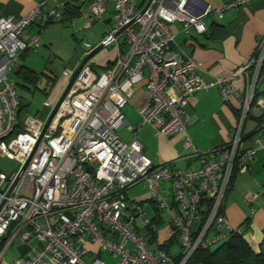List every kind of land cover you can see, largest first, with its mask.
<instances>
[{
    "label": "built area",
    "instance_id": "built-area-1",
    "mask_svg": "<svg viewBox=\"0 0 264 264\" xmlns=\"http://www.w3.org/2000/svg\"><path fill=\"white\" fill-rule=\"evenodd\" d=\"M51 1L48 11L41 9V2L20 18H0V156L19 164L11 174L0 171V264H105L103 251L116 256L117 264H191L196 250L243 234L245 226H232L222 208L234 172L245 171L264 149V120L252 134L243 132L250 115H264V97L257 95L264 77V33L245 65L205 80L197 62L175 50L169 26L178 23L184 35L191 29L203 33L202 17L210 6L194 14L189 9L192 0H152L139 15L143 7L138 8L136 0H90L86 26L101 21L112 4L113 25L99 43L114 50L112 60L101 69L88 62L81 68L43 134L45 121L34 115L25 116L18 130L20 96L9 73L22 52L40 46L29 26L61 16L65 0ZM245 3L237 0L230 6ZM216 12L221 17L223 9ZM238 77L245 80L242 90L234 85ZM141 80L143 97L136 112L143 124L165 137L185 131V107L193 93L215 87L224 102L238 99V120L227 142L200 151L187 136L184 145L192 146L198 167L153 164L138 140L125 142L117 134L125 124L122 108ZM141 180L156 208L170 215L177 256L149 248L142 230L152 219L139 202L127 198V189ZM160 181L169 183L170 202L158 192ZM244 197L254 204L257 194L247 192ZM31 238L36 247L4 261L14 241ZM94 243L98 251L90 252L87 246Z\"/></svg>",
    "mask_w": 264,
    "mask_h": 264
},
{
    "label": "crops",
    "instance_id": "crops-1",
    "mask_svg": "<svg viewBox=\"0 0 264 264\" xmlns=\"http://www.w3.org/2000/svg\"><path fill=\"white\" fill-rule=\"evenodd\" d=\"M236 1L192 0L189 3V9L194 14H202L207 6L212 8L208 14L202 17L206 27L203 33H197L191 29L189 34L184 35L179 24L173 23L169 26L175 34V50L180 54L190 55L197 62L199 74L205 80H213L215 77L224 76L245 65L252 57L259 37L264 33V0H246L244 5L230 6L231 3ZM41 2L43 11H48L53 6L51 0H0V18L5 16L20 18L32 11ZM89 2L90 0H65L64 5L60 7V17L48 24L35 21L29 26V34L36 35V31L40 32L41 29L56 22H72L75 31L90 28L95 21H92L90 26H86ZM147 2L148 0H136V5L141 8ZM78 8L79 15L73 16L71 10ZM217 9H223L221 17L218 16ZM111 21L112 4L109 8L107 5V11L104 13L102 20L98 21L103 25L102 34L106 28L111 27L108 24ZM100 39L101 37L97 41L88 42L86 50H82L79 56L75 55L69 63L72 65L77 60L80 63L86 54L99 45ZM27 52L29 50L19 55L10 72L14 70L18 73L23 68L28 69L27 66L17 64L18 60ZM113 54L114 50L111 48L110 51L97 56L98 66L92 63L90 65L95 69H101L112 60ZM74 70L68 69L65 74L69 76ZM244 82L243 77H238L234 81V85L242 90ZM38 83L39 78L37 85ZM38 86L40 87V84ZM258 94L264 97V77L259 85ZM57 95L55 98H57ZM142 97L143 93L139 88L134 93L131 103L138 104ZM123 108L122 113L125 124L117 131L118 136L123 141L138 140L142 152L155 165L170 163L173 167L178 168L198 167L200 165L199 157L194 154L192 146L186 148L184 145L187 136L192 140V145L200 151H207L216 146L224 145L237 123L239 100L231 98L228 102H224L215 87L193 93L189 98L188 105L185 107V131L175 133L169 137L157 134L151 126L143 124L135 110L125 109L123 111ZM256 122L258 121H256L255 116L250 115L244 122L243 132L252 134ZM244 146H249V140L245 141ZM137 183H134L128 189ZM247 192L257 194L254 204H249L245 200L244 196ZM168 196L170 198L168 202H170L169 190ZM139 203L141 204V202ZM222 213L232 226L237 227L242 224L245 226L242 236L255 252L262 250L264 246V149L256 152L245 171L236 170L234 172L225 197ZM160 219L161 217L158 218V222L161 221ZM147 231H149L148 227L144 228V232ZM152 244L148 243L150 249H158ZM175 246H178L179 250L178 243ZM178 250L172 246L169 253L177 256Z\"/></svg>",
    "mask_w": 264,
    "mask_h": 264
},
{
    "label": "rangeland",
    "instance_id": "rangeland-1",
    "mask_svg": "<svg viewBox=\"0 0 264 264\" xmlns=\"http://www.w3.org/2000/svg\"><path fill=\"white\" fill-rule=\"evenodd\" d=\"M110 6L111 4H108V8ZM108 24L113 25L112 21ZM28 29L30 30V28ZM102 31L103 25L95 21L90 28L80 31L74 30V23L72 22H56L41 29L40 32H35L37 33L36 36L40 39V46L36 48V51L27 52L18 60L17 64L27 66L28 69L37 73L39 77L38 85L40 84V87L37 85V87H32L30 90H27L16 84L17 91L25 105L21 113V121L27 115H34L43 121L47 120L67 86L69 76L65 74V71L68 69L74 70L79 64V60H77L71 65L69 63L70 59L75 55L79 56L82 50H86V44L88 42L97 41L101 37ZM110 49V46L103 47L90 58L89 64L92 63L98 66L99 64L96 62L97 56H101L104 52L110 51ZM9 77L15 83L22 82V75L14 72V70L9 73ZM144 82L145 80L139 81L135 85V90L141 88ZM56 95L57 98H55ZM136 105L135 103L129 102L125 105L123 111L125 109L136 111ZM18 167L19 164L16 160L0 156V171L11 174ZM168 187V182L160 181L158 183V192L166 201L170 200L167 190ZM127 196L128 200L141 202L145 216L148 219L151 220L155 217L152 220V224L148 226L152 230L150 232H144V229L142 230L146 238L155 236L152 245L157 246L158 243H163L173 235L169 213L164 209H156V205L151 197V190L143 180L138 181L132 188L127 189ZM159 217H161L160 222H158ZM139 223L142 224V220H139ZM221 242L216 243L211 248L216 247ZM36 244L37 241L35 238H31L27 242L17 239L6 252L4 261H11L14 257H19L26 250L36 247ZM87 247L90 252L98 251V245L96 243L89 244ZM173 247L178 250V246L176 247L174 245ZM100 256L105 264H117L118 258L108 251H103Z\"/></svg>",
    "mask_w": 264,
    "mask_h": 264
},
{
    "label": "trees",
    "instance_id": "trees-1",
    "mask_svg": "<svg viewBox=\"0 0 264 264\" xmlns=\"http://www.w3.org/2000/svg\"><path fill=\"white\" fill-rule=\"evenodd\" d=\"M71 14L73 16L79 15V8L72 9ZM53 21V20H52ZM52 21L47 22L50 23ZM110 62H108L109 64ZM22 75V82L15 83L20 85L27 90H30L32 87H36L38 82V74L23 68L18 72ZM257 95H259L257 93ZM20 96V94H19ZM25 105L23 103L22 97L20 96V108L18 110L17 119H18V130L20 129L21 123V113ZM256 121L260 122L264 120V115L255 117ZM247 134V133H246ZM250 135V133H248ZM201 214H205V210L201 211ZM173 229V235L163 243H158L156 247L158 249H164L168 253L172 246L178 243L177 233ZM148 230L152 228L148 227ZM154 235L149 237L148 243H153ZM191 264H264V252L259 251L255 252L247 241L243 238L242 234H231L226 239H224L220 244L214 248H205L198 249L194 252L193 256L190 259Z\"/></svg>",
    "mask_w": 264,
    "mask_h": 264
},
{
    "label": "water",
    "instance_id": "water-1",
    "mask_svg": "<svg viewBox=\"0 0 264 264\" xmlns=\"http://www.w3.org/2000/svg\"><path fill=\"white\" fill-rule=\"evenodd\" d=\"M152 0H148V2L146 3V5L142 8L141 12L139 13V15L146 9L150 6ZM138 17V16H136ZM124 28H121L120 31H122ZM119 31V32H120ZM103 48V45L102 44H99L97 45L93 50H91L88 54H86L84 56V58H82V60L80 61V63L78 64V66L75 68V70L72 72L69 80H68V83H67V86L66 88L64 89V91L62 92L60 98L58 99L57 103L55 104L54 108L52 109L49 117L47 118V120L45 121V125L43 127V130H42V134L45 132L48 124L51 122V120L53 119L54 115H55V112L59 106V104L61 103V101L63 100V98L66 96V94L68 93L73 81L75 80L76 76L78 75V73L80 72L81 68L90 60V58L96 54L99 50H101ZM26 164L21 168V170L19 171L18 175H17V178L14 182V184L16 183V181L19 179L23 169L25 168ZM13 184V185H14Z\"/></svg>",
    "mask_w": 264,
    "mask_h": 264
}]
</instances>
